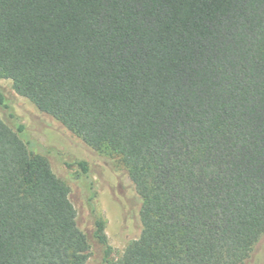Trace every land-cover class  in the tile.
Segmentation results:
<instances>
[{
  "label": "trees",
  "instance_id": "1",
  "mask_svg": "<svg viewBox=\"0 0 264 264\" xmlns=\"http://www.w3.org/2000/svg\"><path fill=\"white\" fill-rule=\"evenodd\" d=\"M0 77L120 156L141 232L111 264L249 258L264 234V0H0ZM88 259L68 187L0 118V264Z\"/></svg>",
  "mask_w": 264,
  "mask_h": 264
},
{
  "label": "rangeland",
  "instance_id": "2",
  "mask_svg": "<svg viewBox=\"0 0 264 264\" xmlns=\"http://www.w3.org/2000/svg\"><path fill=\"white\" fill-rule=\"evenodd\" d=\"M0 118L12 129L22 125L27 138L49 163L52 172L69 189V199L76 211V224L89 245L87 264H111L141 232L138 196L121 158L107 146L92 148L57 120L41 113L13 89L10 80L0 77ZM6 106V107H5ZM84 162L87 174L77 166ZM104 225L110 248L104 249L93 237L95 219ZM244 264H264V234L253 245Z\"/></svg>",
  "mask_w": 264,
  "mask_h": 264
}]
</instances>
